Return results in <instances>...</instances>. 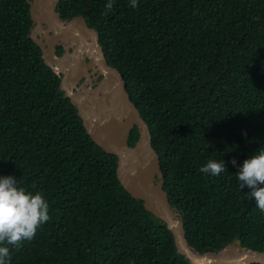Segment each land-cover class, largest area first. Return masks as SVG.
I'll use <instances>...</instances> for the list:
<instances>
[{
	"label": "trees",
	"instance_id": "16d2710c",
	"mask_svg": "<svg viewBox=\"0 0 264 264\" xmlns=\"http://www.w3.org/2000/svg\"><path fill=\"white\" fill-rule=\"evenodd\" d=\"M137 3L61 0L57 13L83 17L123 75L189 246L203 255L230 244L264 253V212L237 176L264 149V0ZM30 8L0 0V177L42 193L50 219L11 249V264H190L65 98L31 39ZM139 138L136 127L130 147ZM209 160L226 170L199 171Z\"/></svg>",
	"mask_w": 264,
	"mask_h": 264
},
{
	"label": "water",
	"instance_id": "95a60500",
	"mask_svg": "<svg viewBox=\"0 0 264 264\" xmlns=\"http://www.w3.org/2000/svg\"><path fill=\"white\" fill-rule=\"evenodd\" d=\"M29 1L34 26L31 39L42 50L45 64L60 76L65 98L78 109L93 141L117 156L121 184L134 198L144 201L148 212L167 224L180 254L190 264H264V253L250 252L237 244L215 255L199 254L189 246L184 224L164 189L160 157L153 148L149 127L132 102L123 75L109 65L98 32L83 17L63 20L57 13L61 0ZM65 42L72 43L75 49L62 58L58 47ZM92 69L99 71L103 83L97 93L86 96L78 86L82 76ZM136 127L140 138L130 147L129 137Z\"/></svg>",
	"mask_w": 264,
	"mask_h": 264
},
{
	"label": "clouds",
	"instance_id": "9594fccd",
	"mask_svg": "<svg viewBox=\"0 0 264 264\" xmlns=\"http://www.w3.org/2000/svg\"><path fill=\"white\" fill-rule=\"evenodd\" d=\"M132 8L138 7L131 0ZM113 4H106L111 10ZM232 163L235 165L236 161ZM226 170L223 161L209 160L199 171L218 176ZM240 188L247 186V194L255 206L264 212V149L245 159L237 173ZM49 205L42 193L28 192L18 187L12 176L0 177V264H11V249H19L23 242L32 240L38 228L49 221Z\"/></svg>",
	"mask_w": 264,
	"mask_h": 264
},
{
	"label": "flooded vegetation",
	"instance_id": "af4514ba",
	"mask_svg": "<svg viewBox=\"0 0 264 264\" xmlns=\"http://www.w3.org/2000/svg\"><path fill=\"white\" fill-rule=\"evenodd\" d=\"M40 36L41 35L39 34V37ZM74 49L75 46L72 43L65 42L58 47V55L59 57L65 58L66 53L72 52ZM87 75H90V78H88ZM102 83H103V77L100 75L99 71L92 69L82 76L78 87L82 91V93H84L86 96H90L99 91V88L102 85Z\"/></svg>",
	"mask_w": 264,
	"mask_h": 264
}]
</instances>
